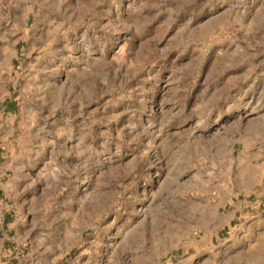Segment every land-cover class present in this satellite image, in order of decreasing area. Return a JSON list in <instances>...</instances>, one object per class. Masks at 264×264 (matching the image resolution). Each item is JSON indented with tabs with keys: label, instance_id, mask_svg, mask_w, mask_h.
<instances>
[{
	"label": "rangeland",
	"instance_id": "374dc122",
	"mask_svg": "<svg viewBox=\"0 0 264 264\" xmlns=\"http://www.w3.org/2000/svg\"><path fill=\"white\" fill-rule=\"evenodd\" d=\"M263 140L264 0H0V264H264Z\"/></svg>",
	"mask_w": 264,
	"mask_h": 264
},
{
	"label": "crops",
	"instance_id": "0c3cea01",
	"mask_svg": "<svg viewBox=\"0 0 264 264\" xmlns=\"http://www.w3.org/2000/svg\"><path fill=\"white\" fill-rule=\"evenodd\" d=\"M249 155L252 165L260 169L259 177L253 179L251 185L246 188L232 184L227 189L225 199L219 192V205L214 215L217 216L215 220L224 218L228 223L252 220V232L264 238V151L252 147ZM0 223L1 227L8 231L9 215L5 214ZM6 235L8 238L9 233ZM259 247L260 243L254 244L252 250L255 251Z\"/></svg>",
	"mask_w": 264,
	"mask_h": 264
}]
</instances>
